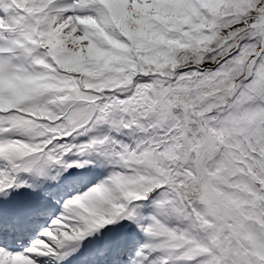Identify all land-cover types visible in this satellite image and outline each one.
Masks as SVG:
<instances>
[{
  "label": "snow or ice",
  "instance_id": "1",
  "mask_svg": "<svg viewBox=\"0 0 264 264\" xmlns=\"http://www.w3.org/2000/svg\"><path fill=\"white\" fill-rule=\"evenodd\" d=\"M0 264H264V0H0Z\"/></svg>",
  "mask_w": 264,
  "mask_h": 264
}]
</instances>
